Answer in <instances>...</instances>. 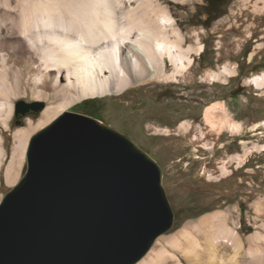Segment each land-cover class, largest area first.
Here are the masks:
<instances>
[{"label": "bare ground", "instance_id": "bare-ground-1", "mask_svg": "<svg viewBox=\"0 0 264 264\" xmlns=\"http://www.w3.org/2000/svg\"><path fill=\"white\" fill-rule=\"evenodd\" d=\"M240 1L243 10L264 13V0ZM160 4L157 0H0V124H7L17 97L30 95L46 103L36 120L26 118L25 126L13 132L15 152L5 167L7 184L16 181L31 137L74 105L122 94L133 85L155 88L174 82L177 75L186 76L191 53L200 56L204 47L199 40L196 49L185 47L172 14ZM233 40L238 48L245 38ZM223 73L234 74L222 65L210 77L217 80ZM249 81L264 92V72L253 74ZM203 121L214 130L227 125L239 131L221 104L208 107ZM254 210L256 228L250 234L226 213L214 212L157 237L135 264H264V198Z\"/></svg>", "mask_w": 264, "mask_h": 264}, {"label": "rangeland", "instance_id": "rangeland-1", "mask_svg": "<svg viewBox=\"0 0 264 264\" xmlns=\"http://www.w3.org/2000/svg\"><path fill=\"white\" fill-rule=\"evenodd\" d=\"M157 1L172 14L185 47L196 49L198 40L204 47L200 56L191 53L186 76L155 88L133 85L122 94L86 99L69 110L81 106V115H97L101 124L156 162L173 214L170 230L159 237L218 211L250 234L256 228L255 205L264 198V92L249 81L264 72V13L243 10L240 0H211L209 6L206 0ZM241 37L244 43L236 48L233 39ZM222 65L234 74L212 79L211 73ZM19 101L42 103L43 108L16 116ZM12 102L11 117L0 124V202L26 171L25 154L16 181L6 183L5 167L15 152L13 132L25 126L26 118L36 120L46 105L30 95ZM215 103L223 105L239 131L227 125L214 130L204 123L205 110ZM216 119H221L219 113Z\"/></svg>", "mask_w": 264, "mask_h": 264}, {"label": "water", "instance_id": "water-1", "mask_svg": "<svg viewBox=\"0 0 264 264\" xmlns=\"http://www.w3.org/2000/svg\"><path fill=\"white\" fill-rule=\"evenodd\" d=\"M42 108L19 101L14 114ZM172 223L156 162L71 109L31 137L0 202V264H135Z\"/></svg>", "mask_w": 264, "mask_h": 264}, {"label": "flooded vegetation", "instance_id": "flooded-vegetation-1", "mask_svg": "<svg viewBox=\"0 0 264 264\" xmlns=\"http://www.w3.org/2000/svg\"><path fill=\"white\" fill-rule=\"evenodd\" d=\"M80 108H81V106L75 108V111H76L78 114H80Z\"/></svg>", "mask_w": 264, "mask_h": 264}, {"label": "trees", "instance_id": "trees-1", "mask_svg": "<svg viewBox=\"0 0 264 264\" xmlns=\"http://www.w3.org/2000/svg\"><path fill=\"white\" fill-rule=\"evenodd\" d=\"M211 0H206L207 5H210Z\"/></svg>", "mask_w": 264, "mask_h": 264}]
</instances>
